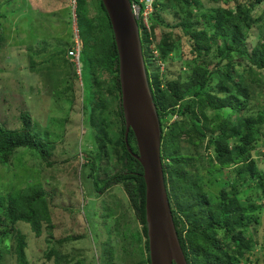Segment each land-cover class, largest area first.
Here are the masks:
<instances>
[{"label":"trees","instance_id":"trees-1","mask_svg":"<svg viewBox=\"0 0 264 264\" xmlns=\"http://www.w3.org/2000/svg\"><path fill=\"white\" fill-rule=\"evenodd\" d=\"M92 1L93 14L88 0H76L74 9L82 41L80 56L89 65L92 79L85 121L95 133L94 151L86 153L82 165H88L87 175L97 186L102 181L97 192L119 185L127 198L131 218L120 213L115 219L125 241L121 246L125 264H150L143 168L124 141L118 54L103 3ZM262 2L154 0L149 27L138 20L143 59L162 131L164 181L188 264H264L263 252L258 254L255 249L258 244L264 246V235L259 236L262 242L256 235L264 208V170L253 156L264 138V12L252 14ZM170 12L172 16L166 15ZM252 34L256 40L248 48L246 41ZM212 51L216 60L210 58ZM173 52L181 58L176 70ZM182 60L191 71L185 79L181 78ZM63 85L60 98L73 97L72 85ZM17 109L15 128L0 122V164L29 169L22 161L28 151L51 164L53 144L33 130L27 108L20 105ZM172 115L175 119L169 122ZM127 139L136 153L132 130ZM51 205L40 182L28 180L17 191L0 185V216L9 224V228L0 229V264L10 255L7 243L12 239L13 264H30L23 226L35 237L47 231V260L54 258L56 264L66 260L67 254L57 248L67 242L66 237L56 239L52 234ZM116 210L118 207L111 214ZM111 252L112 247L104 249L103 264H116ZM82 253L78 248L77 256ZM77 256L75 264H81Z\"/></svg>","mask_w":264,"mask_h":264},{"label":"rangeland","instance_id":"rangeland-1","mask_svg":"<svg viewBox=\"0 0 264 264\" xmlns=\"http://www.w3.org/2000/svg\"><path fill=\"white\" fill-rule=\"evenodd\" d=\"M88 5L90 13H95L92 0H88ZM75 6L70 0H0V69H3L0 71V122L15 128L19 113L17 106L23 105L30 113L33 130L53 144L49 157L51 164L33 156V151H28L30 154L25 153L22 158L29 169L0 164V185L12 186L17 191L28 180L42 183L52 200V234L56 239L66 237L67 241L57 245L68 256L60 264H75L78 248L83 252L76 257L81 264H103L102 252L106 247H112L110 255L114 263L125 264L122 259L125 252L121 248L125 241L117 231L115 219L120 213L131 218L127 198L119 185H111L103 193L97 192L102 181L97 186L93 177L87 175L88 165H82L86 153L94 151L95 133L85 121V105L92 96L89 65L80 56L78 72L66 54L67 46L75 45L78 36ZM262 12L264 2L257 5L252 14L257 16ZM166 15L172 16V13ZM255 40L254 34L250 35L247 47L250 48ZM79 42L81 46L82 42ZM173 54L176 70V62L181 58L179 53ZM213 54L214 51L210 58L216 60ZM182 69L181 78L189 77L190 66L183 60ZM63 84L72 85L73 97L70 94L60 98L59 90L65 87ZM250 104L254 106L256 101L252 99ZM174 119L175 115H172L169 122ZM261 141L264 142V138L253 150V156L259 168L264 170ZM99 178L103 179V174ZM201 179L204 181L205 176L201 175ZM116 207L120 211L111 214ZM260 214L261 222L256 227L258 237L264 235V208ZM2 228H9V224L0 216ZM23 231L27 235L26 251L30 264H56L54 258L47 260L45 257L47 231L40 237H35L26 226ZM259 240L262 242L260 237ZM7 244L9 260L4 258L2 264H13L14 239ZM255 249L258 254H264L262 244Z\"/></svg>","mask_w":264,"mask_h":264},{"label":"water","instance_id":"water-1","mask_svg":"<svg viewBox=\"0 0 264 264\" xmlns=\"http://www.w3.org/2000/svg\"><path fill=\"white\" fill-rule=\"evenodd\" d=\"M118 54V77L128 151L140 162L145 182V225L150 264H188L173 222L161 159V127L130 0H101ZM132 130L137 152L128 143Z\"/></svg>","mask_w":264,"mask_h":264},{"label":"built area","instance_id":"built-area-1","mask_svg":"<svg viewBox=\"0 0 264 264\" xmlns=\"http://www.w3.org/2000/svg\"><path fill=\"white\" fill-rule=\"evenodd\" d=\"M73 4V6L76 3V0H70ZM141 3H143V8ZM153 0H132V6L134 10V14L136 18H142L143 22L147 25L148 16L153 10L152 7ZM75 45H73L71 48L67 50V56L70 57V59L73 61L75 67L77 70L80 68V50L82 48V45L80 46V38L79 36H76L75 38ZM82 42V41H81Z\"/></svg>","mask_w":264,"mask_h":264},{"label":"clouds","instance_id":"clouds-1","mask_svg":"<svg viewBox=\"0 0 264 264\" xmlns=\"http://www.w3.org/2000/svg\"><path fill=\"white\" fill-rule=\"evenodd\" d=\"M131 1V4H132V0H130ZM153 2H154V0H153ZM75 5H76V3H75ZM141 5H142V8H143V3H141ZM76 7V6H75ZM152 7H153V10H154V6H153V3H152ZM153 10L151 11V12H153ZM132 11H133V13H134V10H133V6H132ZM134 16H135V14H134ZM149 17V16H148ZM135 19H136V21H137V24H138V20H140L143 24H145V22H143V20H142V18L140 17L139 19L138 18H136V16H135ZM146 25V24H145ZM147 26L149 27V21L147 20ZM139 28V27H138ZM76 31H77V27H76ZM77 34H78V32H77ZM139 34H140V32H139ZM79 36V35H78ZM81 40V39H80ZM82 49V48H81ZM77 70V69H76ZM78 72L80 71V69L79 70H77Z\"/></svg>","mask_w":264,"mask_h":264}]
</instances>
